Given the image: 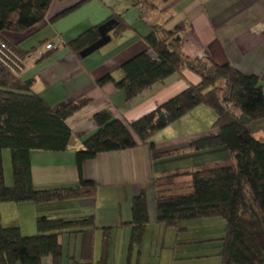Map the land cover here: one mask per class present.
I'll return each instance as SVG.
<instances>
[{
  "label": "trees",
  "instance_id": "trees-1",
  "mask_svg": "<svg viewBox=\"0 0 264 264\" xmlns=\"http://www.w3.org/2000/svg\"><path fill=\"white\" fill-rule=\"evenodd\" d=\"M51 3L52 0H0V32L28 30L47 16ZM70 10L72 8L59 16ZM113 18L117 24L109 34H121L129 28L130 24L123 17L116 15ZM98 28L86 29L68 42L78 58H83L80 52L100 38ZM181 28L180 25L168 31L154 26L145 37L154 56L149 50L142 51L121 65V79L116 80L108 74L98 80V84L115 83L124 90L126 100L131 101L185 68L198 73L200 82L190 84L132 122L114 117L107 109L95 113L97 129L76 151L81 172L77 186L36 188L31 154L34 150H67L74 142L67 119L90 100L81 99L53 107L32 90V79L23 80L0 62V203L44 204L92 194L98 184L83 177L85 161L101 152L126 150L139 143L154 146L152 138L157 132L204 104L216 114L212 128L217 132L194 137L190 146L194 151L224 147L234 157L235 164L175 172L155 179L157 221L180 228L184 220L222 217L226 221V233L215 239L221 243V264H264V141L254 136L264 125L252 127L253 123L264 122L263 85L257 75L244 74L230 63L217 64L210 59L184 55ZM6 149L10 151L12 164L14 182L11 186L5 182L3 151ZM184 175L191 177V190L176 191L171 185L177 177ZM163 178L171 180L166 183L167 187L159 182ZM148 222L147 197L142 191L133 199L132 220L124 223L131 226L132 248L142 246ZM36 226V234L25 235L19 226H4L0 211V264H41L46 256H51L54 264H61V235L78 232L84 237L79 264H110L108 247L112 227H98L95 214L74 217L41 214L36 219ZM98 229L103 230L104 247L96 261Z\"/></svg>",
  "mask_w": 264,
  "mask_h": 264
},
{
  "label": "crops",
  "instance_id": "crops-1",
  "mask_svg": "<svg viewBox=\"0 0 264 264\" xmlns=\"http://www.w3.org/2000/svg\"><path fill=\"white\" fill-rule=\"evenodd\" d=\"M70 8L72 10L67 14L59 16ZM116 15L130 24L127 30L117 35L111 33L109 43L85 58H78L72 52L69 41L86 29L115 19L113 16ZM180 25L184 55L210 59L217 64L230 63L244 74L257 75L264 89V0H52L47 16L28 30L0 32V37L25 54L26 68L20 78L32 79V90L51 106L90 100L67 119L74 135V142L67 150L32 151V178L36 188L77 186L80 183L76 151L96 131L94 115L98 111L107 109L114 117L132 122L190 84L200 82L198 73L185 68L144 90L131 101L126 100L124 90L115 83L98 84V80L108 74L116 80L121 79V65L136 54L149 50L154 56L145 40L154 26L169 31ZM50 45L53 48L50 49ZM211 112L204 104L197 106L157 132L152 138L154 146L139 143L126 150L101 152L85 161L83 177L98 184L92 194L44 204L0 203L1 223L19 226L23 234L31 235L35 233L36 219L41 213L64 217L93 213L98 227H112L109 263L130 264L136 247L130 246L131 226L124 223L132 220L135 196L142 191L146 193L148 227L157 221L155 179L175 172L235 164L231 153L226 158L229 150L224 147L194 151L190 146L194 137L217 132L212 128L216 114ZM211 116L212 121L203 122V117ZM254 136L264 141V128L257 130ZM207 151L225 155L223 158L199 157ZM3 159L5 182L11 186L14 181L13 175L11 179L9 177L12 164L8 149L3 151ZM174 182L171 186L176 191L191 190L189 175L177 177ZM27 214L30 221L25 224ZM83 239L80 232L61 235V264L80 263ZM103 247V230L98 229L96 261L100 259ZM41 264H54L53 258L46 256Z\"/></svg>",
  "mask_w": 264,
  "mask_h": 264
},
{
  "label": "rangeland",
  "instance_id": "rangeland-1",
  "mask_svg": "<svg viewBox=\"0 0 264 264\" xmlns=\"http://www.w3.org/2000/svg\"><path fill=\"white\" fill-rule=\"evenodd\" d=\"M206 107L209 106L206 105ZM210 109L213 114L214 110L212 108ZM238 114L241 115L240 112ZM211 119L212 116L209 118L203 117L202 120L203 122H210L212 121ZM201 125L203 127L205 126L204 123H201ZM263 125V121H258L253 123L252 127L255 128ZM259 140L263 141V139ZM223 155L225 154L207 151L199 154V157H204V159H209V157L223 158ZM226 156V158H229V151ZM9 171V177L11 179L12 171L11 169ZM168 181L171 180L165 178L159 179L163 187H167L166 183ZM22 213H25V211L22 210ZM25 221V224H28L30 221L28 214ZM226 227V221L222 217L184 220L180 228L153 221V224L146 229L142 246H136L134 249L133 255L130 258V264H221L222 259L219 254L221 243L216 241L215 238L223 237L226 233ZM36 233L37 226L35 227L34 234Z\"/></svg>",
  "mask_w": 264,
  "mask_h": 264
},
{
  "label": "built area",
  "instance_id": "built-area-1",
  "mask_svg": "<svg viewBox=\"0 0 264 264\" xmlns=\"http://www.w3.org/2000/svg\"><path fill=\"white\" fill-rule=\"evenodd\" d=\"M49 48H53L52 45ZM0 62L14 75L19 76L25 71V59L5 40L0 38Z\"/></svg>",
  "mask_w": 264,
  "mask_h": 264
},
{
  "label": "water",
  "instance_id": "water-1",
  "mask_svg": "<svg viewBox=\"0 0 264 264\" xmlns=\"http://www.w3.org/2000/svg\"><path fill=\"white\" fill-rule=\"evenodd\" d=\"M116 24L117 21L115 19H109L108 21L100 25L98 28L100 38L90 46L83 49L80 52L81 57L85 58L109 43L111 41V35L109 34V32L112 31Z\"/></svg>",
  "mask_w": 264,
  "mask_h": 264
}]
</instances>
